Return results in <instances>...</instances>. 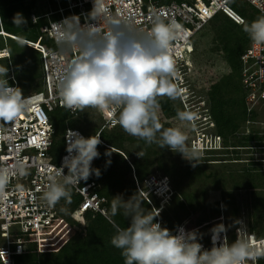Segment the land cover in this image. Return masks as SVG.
<instances>
[{
    "label": "built area",
    "instance_id": "obj_1",
    "mask_svg": "<svg viewBox=\"0 0 264 264\" xmlns=\"http://www.w3.org/2000/svg\"><path fill=\"white\" fill-rule=\"evenodd\" d=\"M232 1L178 0L159 4L154 0H103L107 13H101L97 21H93L88 17L93 10L94 0H51L52 5L47 12L38 15L32 12L29 15L30 25L37 26L40 20L43 23L38 27L35 40L8 35L15 42L24 44L38 53L42 76L38 91L23 96L27 110L19 119L10 123L0 121V168L10 170L5 193L0 196V252L4 254L0 255V264H25L20 261L21 257L30 255L36 259L26 264H42L41 258L44 255L58 253L85 228L87 215L99 214L105 219L109 217L105 206L107 200L98 193L99 183L94 173L87 180H81L78 185L69 186L70 200L61 199L56 205L50 206L42 199L43 192L51 182L49 177L55 176L56 168H63V174H68V169L64 167L65 157L69 156L67 147L71 137L68 134L89 138L77 129L65 128L60 137L62 153L58 155L59 150L54 151L58 139L54 111L62 109L69 116L76 117L80 110L63 107L57 87L60 74L58 69L66 67L78 52L73 50L64 55L51 25L77 16L82 26L86 23H98L100 29L107 32L110 21L115 19L122 24L130 22L135 29L146 34L153 27L157 17L166 24H179L181 38L172 42V55L179 73L174 82L181 89L179 99L185 111L192 112L193 105L192 109L186 105L190 97L187 77L197 73L199 69L196 68H200L193 60L197 38L218 15L229 18L238 26L245 23L231 8ZM240 1L254 9L257 18L264 15V0ZM9 57L7 48L0 49V60ZM237 59V79L246 106V124L250 127L259 126L261 132L258 136H262V139L258 142L264 150V44L251 40L240 50ZM5 79L10 87L18 88V82L9 70ZM202 104L203 102L198 101L196 107ZM97 109L102 117L97 136H100L101 132L113 131L119 127V124L115 123L119 109L114 106L109 109ZM207 139V136L200 135L192 147L204 149V144L209 143ZM215 140L222 146L220 137L216 136ZM100 147H107L102 140L98 152ZM96 160L97 158L91 164L92 169ZM21 166L23 171L20 170ZM55 179L57 182H63L61 176H55ZM160 186L161 183L153 178L147 181L148 190L162 202L166 198L158 196ZM153 209L159 211L156 222L161 223V206ZM224 219V213L221 211L212 221L194 226L181 222L170 232L177 234L180 229L186 232L195 230L198 242L204 249H211L214 241L219 246L225 239L228 243L237 239L244 240L257 253L256 258L249 259L246 264H259L264 261V237H258L255 232L249 231L247 224L240 227V221L234 224L230 231ZM217 224L223 225L225 231L214 235L212 229L217 227Z\"/></svg>",
    "mask_w": 264,
    "mask_h": 264
},
{
    "label": "clouds",
    "instance_id": "obj_2",
    "mask_svg": "<svg viewBox=\"0 0 264 264\" xmlns=\"http://www.w3.org/2000/svg\"><path fill=\"white\" fill-rule=\"evenodd\" d=\"M101 13H107L103 0H94L88 19L97 21ZM13 23L20 27L26 21L18 13ZM51 28L55 30L64 55L73 50L78 52L66 67L58 69L57 87L63 107L83 110L86 107L109 109L114 106L119 109L115 123L130 136L138 137L149 145L157 143L160 148L167 147L184 157L188 155L186 135L180 128L164 129L158 115V97L176 99L181 93L174 82L179 73L172 55V42L181 38L179 24H166L157 17L151 30L145 34L135 29L130 22L122 24L113 19L108 31L104 32L98 23L82 26L80 18L72 16L59 24H52ZM244 31L254 43L264 44V15L247 23ZM0 37L11 39L2 30ZM6 73L7 68L0 67V77H3L0 79V121L10 123L18 120L27 108L21 90L9 86L5 79ZM197 102L193 104L195 113L178 111L177 118L189 122L196 118L203 119L200 121L203 124L209 122L205 103L196 107ZM68 135L71 137L67 147L69 156L65 157L64 163L68 174H63V168H56L55 176L63 177V182H57L55 176H50L51 182L43 192L42 199L50 206L56 205L61 199L70 200V185L87 180L93 172L99 176V170L92 169L91 164L100 156V136L84 138L79 134ZM217 144L212 143L208 147L205 143L204 149L196 151L226 150L222 138V146ZM137 155L142 157L143 153ZM188 160L194 161V157ZM20 170L23 171L22 166ZM9 176V169L0 168V196L5 193ZM166 190L167 187L160 186L163 198L169 194ZM141 205L142 201L137 202L133 197L128 201L117 197L112 204L113 215L123 207L124 215L130 218L129 226L117 228L116 235L111 239V244L121 250L125 264H246V261L257 256L252 246L240 239L231 244L225 239L219 246L214 241L211 249H204L198 242L195 230L186 232L180 229L177 234H172L167 228H162L160 223L154 222L159 215L158 210L146 212ZM224 231L223 225L212 229L214 235ZM0 255L4 254L0 252Z\"/></svg>",
    "mask_w": 264,
    "mask_h": 264
},
{
    "label": "rangeland",
    "instance_id": "obj_3",
    "mask_svg": "<svg viewBox=\"0 0 264 264\" xmlns=\"http://www.w3.org/2000/svg\"><path fill=\"white\" fill-rule=\"evenodd\" d=\"M233 1H235V5L234 3H230L231 8L237 6L246 7V9L251 12L253 16L252 19H257L254 9L251 7V9H249L245 2L240 0ZM28 2L30 1H25L24 6L28 5ZM50 5H52L51 0H35V9L32 11L36 12L35 14L38 15L47 12ZM232 32L234 31L231 26L229 29H224L225 34H232ZM241 32L245 34L244 31ZM204 33L205 36L199 34L197 38V48L193 58L194 62H197L198 64L201 63L202 65L205 60L200 57L205 58V56L204 54H200L203 50L210 49V46L208 45L212 42L214 37L209 30H205ZM21 37L31 41L34 40V34H30V32L29 34H23ZM11 40L9 41L6 37H0V48L5 47L10 52L9 59L0 63L2 66L8 64V70L14 75L16 80V76L18 75L20 80H17V82H19V89L21 90L23 97L29 93L38 91L42 76V67L38 60V53L26 47L24 44L13 42L14 40ZM12 58L14 59L13 61ZM36 61V72L38 75L35 81L31 83V81H28L30 79L29 69L32 68L33 63ZM209 64L203 65V67L199 68V72L189 74L187 77L190 97L187 100L188 102L186 105L191 109L192 105L197 101L205 103L209 87L216 83L222 75H227L229 73L226 62L224 63L218 59L214 65L210 66ZM158 99L168 100L171 105V112L168 115L162 114L159 109L158 115L160 123L164 129L180 128L187 137L185 147L188 155L184 157L181 153L173 152L167 147L160 148L157 143L149 145L138 137L130 136L119 125L117 129L113 130V134L114 137L120 140L123 148L113 149L111 154L118 152L128 153L125 162L127 165L134 167L135 172L133 171L134 173L131 172L130 175H127L126 180H134L135 176H138L139 171L142 174H145V172L147 173V176L142 183L136 185V190L140 192L141 198L145 200V202H148L151 208H155V203L157 201L162 210L160 220L163 221L164 227L169 230L173 223V213L170 211L169 205L178 198L184 201L190 210L189 215L183 219V222L188 225L194 226L201 221H212L216 216L214 213L216 207L218 208V214L223 211L225 223L230 231L231 227L238 223V221H240V227H243L246 224L248 225V218L253 219L251 215L248 216L249 210L252 209V206L257 207L258 203H260L259 199L264 196V191L258 189H244L243 187H241L240 190H233L235 184L234 181L236 180L239 181V183L244 184L242 175L244 173L243 169L245 168L264 170V150L261 149V147L260 149L251 148L249 150L247 148H240L234 150L235 154H231L233 150L232 148H229L227 149L228 151H226L228 152L226 155L217 154L215 151V153L210 155H207L204 151L199 153L196 150L201 149H194L192 145L200 135L202 136L203 134L208 137L207 140L209 143H206L208 144V147L212 143H217L216 140H212L211 142V139L216 136L215 125L212 119L210 118V123L207 122L205 124L200 122L203 121V119L199 120L198 118L191 122L181 121L177 118V112L185 111V109L184 106H182L179 96L176 99H169L166 96L158 97ZM205 108L208 111L206 104ZM192 112L195 113L194 109H192ZM54 115L56 121L62 127L57 135V138L59 139L62 130L65 128L77 129L87 137H91L99 132L100 126L102 125L101 114L95 107H86L83 110H80L76 117H71L69 115L64 116L62 109H56ZM208 115H210L209 112ZM241 125V128L234 137L229 136L222 139L223 146L227 148L229 145H238V143H240L239 141L249 134L251 127L247 125L246 122ZM253 129L259 133L261 132L259 126H254ZM109 132L112 131L106 133ZM102 134L103 133L100 134V137ZM157 138H159V134H157ZM254 143L255 141H252L250 142V145H248L251 147L252 145H255ZM191 148H193L192 151L190 150ZM61 153L62 150L60 149L58 155ZM137 153H143V156L140 157ZM193 157L194 161L188 160ZM252 162L260 163V165L251 167L249 165ZM95 166L98 167L100 165L96 164ZM100 167H98V169ZM152 178L156 182H160L164 188L167 187L166 191H169L168 196L171 195L169 199L159 202L155 196L152 195L147 188V181ZM164 213H166V215ZM217 225L213 226L215 227ZM256 228V232L259 233L257 236L264 237V223L259 224Z\"/></svg>",
    "mask_w": 264,
    "mask_h": 264
},
{
    "label": "trees",
    "instance_id": "obj_4",
    "mask_svg": "<svg viewBox=\"0 0 264 264\" xmlns=\"http://www.w3.org/2000/svg\"><path fill=\"white\" fill-rule=\"evenodd\" d=\"M25 1L27 0H0V31L2 30L8 35L18 36L20 39H25L21 36L23 34H29L30 32V34H34L35 40L38 34V27L43 23L41 20L37 26L30 25L29 15L32 12L36 13L32 11L35 9V0H29L30 2H28V5L24 6ZM154 1L159 4H169L172 1L178 0ZM231 3H234L235 5V1H232ZM232 8L244 19L245 23L243 25L238 26L229 18L219 15L210 21L209 24L200 32L201 36H205V30H209L214 36L212 42L208 45L210 46V49L203 50L200 54H204L205 56V58L200 57L205 60L203 65H208L209 63L210 66L214 65L219 59L224 63L226 62L229 70L227 75H222L216 83L209 87L207 100H205L208 112L210 113L209 116L215 125V134L222 139L229 136L234 137L241 128V124L245 123L247 120L246 106L237 79V58L240 50L251 41L248 34L244 31V28L247 23L252 22L254 19H252L253 16L251 12L246 9V7L237 6ZM249 9L251 8L249 7ZM18 13L21 14L23 20L26 21V23L21 24L20 27L13 23V20ZM17 24H19V18H17ZM230 26L233 27L234 32H232V34H225L224 29H229ZM241 31H244L245 34ZM8 40L10 41L11 39L8 38ZM13 60L14 59L12 58V61ZM2 61L5 60H0V62ZM36 64L37 61L33 63L32 68L29 69L30 79L28 81H31V83L35 81L38 75L36 72ZM199 65L200 67H203L201 63H199ZM0 67L7 68V70L9 68L8 64L2 66L1 63ZM16 78L17 80H20L18 75ZM158 102L160 104V111L162 114L168 115L171 112V105L169 101L158 99ZM63 112L64 116H68L67 112L64 110ZM54 119L58 125L56 133L57 137L62 127L56 121L55 115ZM64 130L65 129L62 130V133ZM106 132L107 131L101 132L103 133L101 140L107 147L99 148L100 156L97 158L93 166V169H98V167L101 166L98 169L99 176H97L95 172L93 173L99 183V195L107 200L105 206L109 212V217L108 219H105L99 214L95 216L87 215L85 217V228H83L77 236L65 245L58 253L44 255L41 258L42 264H125V259L121 255V250L115 248L111 244V239L114 235H116L117 228H126L129 226L130 218H127L124 215L123 207L118 209L116 215L112 214V204L114 199L121 197L124 201H128L133 197V199L137 202L142 201L141 206L146 212L153 210V207L151 208L150 204L145 202V200L141 198L140 192L136 190V185L138 183H142L144 178L147 176V173L145 172V174H142L139 171L138 176H135L134 180H126L127 175H130L133 171L135 172L134 167L127 165L125 162L126 155H128L127 152L124 153L121 151L123 154L120 152L111 154L113 149H122L123 147L120 140L114 137L113 131L109 133ZM258 134L259 132L255 131L253 127H251L249 134L243 137V139L239 141L240 143H238V145H229L226 150L216 153L226 155L228 153L226 151H228L227 149L229 148H232L233 150L231 154H235L234 150L240 148H247L248 150L251 148L260 149L262 145L258 142V140H261L262 136L259 137ZM252 141H255V145L250 147L249 145ZM60 148L61 141L58 138L55 142L54 151L57 152ZM106 152H109L110 154L106 155ZM204 153L210 155L215 152L206 151ZM96 164L100 166L97 167L95 166ZM257 165H260V163L252 162L249 166L254 167ZM243 172L242 180L244 181V184L235 180L233 190H240V188L243 187L244 189H258L264 191V170L245 168L243 169ZM259 202L260 203H258V205L256 204L258 208L252 206V209H250L248 213V216L251 215L253 218H248L249 231L255 232L257 235H259V233L256 232V227L259 224L264 223V196L259 199ZM158 207L159 205L156 201L155 208ZM169 209L173 213V223L170 230L168 229L171 231L175 225L183 222L184 217L189 215L190 210L188 209L186 203L179 198L174 200L172 204L169 205ZM214 213L216 214L215 217L219 215L217 207L214 210ZM164 214L166 215V213ZM154 222H156V219ZM203 222L205 221H201L196 225H200ZM160 224L162 228H166L164 227L162 220ZM35 259L36 258L31 255L21 257L22 262L25 264L30 261H34ZM259 264H264V261H260Z\"/></svg>",
    "mask_w": 264,
    "mask_h": 264
},
{
    "label": "bare ground",
    "instance_id": "obj_5",
    "mask_svg": "<svg viewBox=\"0 0 264 264\" xmlns=\"http://www.w3.org/2000/svg\"><path fill=\"white\" fill-rule=\"evenodd\" d=\"M161 194H162V193L159 191V192H158V196L161 197Z\"/></svg>",
    "mask_w": 264,
    "mask_h": 264
}]
</instances>
